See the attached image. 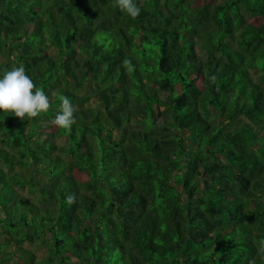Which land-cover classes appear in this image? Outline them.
<instances>
[{
	"label": "trees",
	"instance_id": "16d2710c",
	"mask_svg": "<svg viewBox=\"0 0 264 264\" xmlns=\"http://www.w3.org/2000/svg\"><path fill=\"white\" fill-rule=\"evenodd\" d=\"M135 2L0 0V264H264V0Z\"/></svg>",
	"mask_w": 264,
	"mask_h": 264
},
{
	"label": "clouds",
	"instance_id": "9594fccd",
	"mask_svg": "<svg viewBox=\"0 0 264 264\" xmlns=\"http://www.w3.org/2000/svg\"><path fill=\"white\" fill-rule=\"evenodd\" d=\"M117 6L131 18H136L140 13L135 0H117ZM49 107L48 96L35 86L22 65L0 75V113L23 119L47 112ZM74 122V107L67 97L62 96L61 111L55 116L53 124L70 129Z\"/></svg>",
	"mask_w": 264,
	"mask_h": 264
},
{
	"label": "rangeland",
	"instance_id": "374dc122",
	"mask_svg": "<svg viewBox=\"0 0 264 264\" xmlns=\"http://www.w3.org/2000/svg\"><path fill=\"white\" fill-rule=\"evenodd\" d=\"M216 2H221V1H223V0H215ZM23 194H25V195H28L27 194V191L26 190H24L23 192H22ZM33 250L35 251V254L37 255V257L40 255H44V249H43V247H39V248H33Z\"/></svg>",
	"mask_w": 264,
	"mask_h": 264
}]
</instances>
